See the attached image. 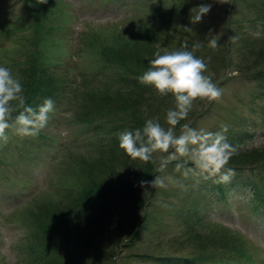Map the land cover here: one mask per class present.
<instances>
[{"label":"trees","instance_id":"trees-1","mask_svg":"<svg viewBox=\"0 0 264 264\" xmlns=\"http://www.w3.org/2000/svg\"><path fill=\"white\" fill-rule=\"evenodd\" d=\"M25 1V15L32 20V36L25 35L30 28L9 30L8 26V36L14 35V40H11L8 53L5 50L0 52V66L8 67L20 80L27 105L35 109L46 98L52 99L55 103L53 113L61 116L70 112L77 125L86 130L88 141L82 154L68 151L69 161L63 175L74 178L73 186H61L46 200L29 196L30 206L27 209L30 221L27 220V223L31 234L22 242L29 252L23 262L76 264L79 258L85 257L84 254L104 255L113 249L116 243L112 239H119L125 221H135L138 213L145 212L149 205L154 187L142 186L141 182H150L157 177L160 161L155 163L154 154L153 160L147 163L132 160L119 147V135L126 130L142 129L148 119L156 117H159L162 126L168 127L166 113L175 107L174 97L158 94L153 86L140 83L138 78L150 67L149 61L154 54L160 52L156 49V36L160 30L162 37L168 36L183 49L186 45L189 51L193 50L198 41H191V31L182 28L192 30L195 23L191 22L194 14L191 10L196 7L190 6V0H173L171 5L155 6L149 12L147 7V10L129 19L128 26H112L107 34L96 31L98 28L91 29V33L81 29L75 46L78 48L77 57L82 60L80 68L77 61H63L66 50L74 47L66 42L67 38H61V35L68 36L64 16L67 10L54 3L63 15L57 13L53 16L40 0ZM126 1L123 0L120 6ZM198 2L205 5L202 0ZM255 29L260 30L259 36L255 35ZM176 31H180L178 35L183 37L182 41L177 39ZM222 32L224 46L221 49L218 45L215 49L219 56L222 52L216 67L222 71L231 70L242 82L260 85V91H264V0H230ZM171 34H175V38ZM199 42L201 47L194 55L204 60L207 65L205 75L211 76L208 72L211 60L206 58V53L201 54L208 45L204 40ZM1 59H6V62ZM62 66L64 71L58 75ZM211 78L215 84H222L218 76ZM208 103L206 101L205 105L208 106ZM201 108L202 104L196 100L187 119L176 126L177 135L182 124L190 125L198 119ZM17 114L13 113V116ZM247 126L251 131L258 129L259 124L249 120ZM246 135L247 130L236 136H226L228 143L236 148L227 165L235 170L233 180L221 183L218 182L219 177L205 174L208 180L203 179L198 192L202 194L199 197L205 205L212 204V199L217 198L227 207L229 194L236 187L238 190L248 189L257 202L253 210L259 221L261 216L264 217V146L242 147L241 141ZM28 160L31 163L33 159ZM185 167L195 166L188 162ZM236 177L238 181H235ZM33 210L38 212L35 216ZM48 211L56 217L54 224L45 223L44 217L42 222L39 219L38 214ZM145 219L146 216H143L135 221L133 236L139 234ZM183 220L187 224L184 231L187 254L160 256L157 258L160 264L251 262L252 254L246 251L245 241L239 233L214 224L206 226L216 230L211 236L199 230L204 226L198 215L196 219L187 214ZM127 246L124 244V247ZM113 253L116 254L115 250ZM108 261L113 264L114 259Z\"/></svg>","mask_w":264,"mask_h":264},{"label":"rangeland","instance_id":"rangeland-1","mask_svg":"<svg viewBox=\"0 0 264 264\" xmlns=\"http://www.w3.org/2000/svg\"><path fill=\"white\" fill-rule=\"evenodd\" d=\"M122 1L47 0L46 3L41 4L51 10L53 16L57 13L60 16L63 15L59 11V6L54 3L67 10L64 16L68 36L61 35V38H67L66 42L75 47L81 29L91 33V29L98 28L96 31L107 34L112 26H128L126 23L129 19L147 10V7L149 12L152 7L158 8L173 3V0H127L123 6H120ZM190 1L188 3H191L192 7L202 5L198 0ZM202 1L205 5H211L210 11L192 27L191 41L204 40L207 43L211 37L215 36L218 45L223 49L222 24L230 0ZM24 3H26L25 0H0V52L5 50L8 53L14 40V35L8 36V26L9 30L10 28L25 30L30 28L26 30L25 35L32 36L30 33L32 20L25 15ZM142 21L138 22L141 24ZM160 31L156 36L157 50L161 53L184 50L168 36L162 37ZM180 31H176L177 39L182 41L183 37L178 35ZM255 32L260 33V30L255 29ZM171 35L175 38V34ZM74 47L66 50L63 61L67 63L77 61L80 67L82 60L78 59V48ZM215 49L208 45L206 51L201 54L206 53V58H210L208 72L214 78L217 76L218 79L220 78L222 84L216 83V85L221 89L222 95L218 101L208 103V106L205 105L207 100H199L202 108L200 113L198 111V119L193 120L190 127L218 132L222 130V125H227L228 130L225 135L228 137L247 130L246 138L241 141V146L246 149L263 147L264 91H260L262 90L260 85L242 82L236 73L230 72L231 70L222 71L220 67H216L222 52L219 56ZM154 58L153 56L152 59ZM1 60L6 62V59ZM62 71H64L63 66L58 75H62ZM71 76L75 78L72 72ZM71 109L72 107L69 108ZM50 119L47 126L36 137H21L15 134L14 129H7L6 134L9 137L7 143L0 141V264H24L23 261L27 260L26 255L29 252L22 242L31 234V228L27 223L29 196L33 199L46 200L45 198L53 196L55 190L60 189L61 186L69 187L75 184L74 178L63 174L66 172L69 161L68 151L80 152V154L84 151L83 146L88 141L85 135L86 130L77 125L68 111L61 116H58L56 112L52 113ZM249 120H255L259 124L258 129L249 131L247 126ZM93 137L95 140V136ZM154 155L156 163L161 154ZM27 158L33 159L32 162L30 163ZM173 162L175 161L158 171L155 178L163 180L164 186L161 187L159 184L154 186L151 192L153 196L149 198L147 209L137 215L136 220L146 216L139 234L136 237L133 236V225L136 220L125 221L122 230L124 233H121L119 239H112L113 243H116L113 249L108 250L104 255L84 254L85 257L79 258L76 264H111L108 261L111 258L114 259L113 264H160L157 260L160 256L186 255L188 250L184 231L187 224L183 219L187 214L195 216L196 219L198 215L204 226L199 230L211 236L216 233V230L208 229L206 226L214 224L239 233L245 241L243 245L246 251L252 254L251 262L246 264H252V262L264 264V217L261 216L259 221L256 218L253 208L257 202L253 192L248 189L238 190L236 187L229 194L227 207L223 201H217V198L212 199V204L205 205L204 200L199 197L202 194L198 190L202 187L203 179L208 180L206 175L189 172L185 176L184 169L177 171L176 164ZM235 181H238L237 177ZM21 197H24L21 199L23 202L19 200ZM12 199H16L17 202L16 200L13 202ZM37 213L35 212L34 216ZM38 216L41 222L44 217L48 225L56 221L52 211L38 214ZM116 239L120 241L118 246ZM124 244L129 246L124 247Z\"/></svg>","mask_w":264,"mask_h":264},{"label":"clouds","instance_id":"clouds-1","mask_svg":"<svg viewBox=\"0 0 264 264\" xmlns=\"http://www.w3.org/2000/svg\"><path fill=\"white\" fill-rule=\"evenodd\" d=\"M47 0H40L46 3ZM211 5H200L191 11L192 23H198L210 11ZM185 31H191L184 27ZM259 36L260 33H255ZM234 39V37H232ZM211 48L218 47L215 36L208 40ZM201 47L200 42L193 45V50H176L154 54L149 61L150 67L138 78L139 82L151 85L158 94H171L175 99V107L166 113L167 128L161 125L159 117L148 119L142 129L123 131L119 135V147L132 159L142 162L153 160V154L160 153V165L164 169L172 161L176 170L184 169V175L189 172L197 175L208 174L219 177L221 183H228L235 176V170L228 168V162L235 154L236 148L228 143L225 133L227 125L221 126V131L210 132L195 129L188 123L181 125L177 135L176 126L187 119L196 100L218 101L222 91L212 81L211 76L205 75L207 65L204 60L197 58L194 52ZM55 110L52 99L46 98L38 108L27 105L23 95V86L18 78L6 66H0V141L7 143V129H14L21 137H36L47 126L50 114ZM13 113H18L13 116ZM171 150V151H170ZM194 168H186L188 162ZM198 170V171H197ZM143 185L151 187L163 180L155 178L152 181H142Z\"/></svg>","mask_w":264,"mask_h":264}]
</instances>
